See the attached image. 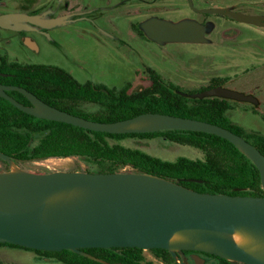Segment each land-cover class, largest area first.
Wrapping results in <instances>:
<instances>
[{"label": "water", "instance_id": "water-1", "mask_svg": "<svg viewBox=\"0 0 264 264\" xmlns=\"http://www.w3.org/2000/svg\"><path fill=\"white\" fill-rule=\"evenodd\" d=\"M203 11L264 27V15L217 7ZM62 21L63 17L46 19L39 14L0 12V27L5 29L19 30L29 25L49 28ZM140 27L149 39L158 43L204 40L200 26L192 22L173 23L151 17ZM8 90L23 94L30 105L17 101ZM190 96L257 102L251 94L224 86ZM0 97L35 117L93 131L119 134L186 129L220 136L253 162L264 192V155L244 137L218 124L159 112L100 122L59 109L27 89L11 84L0 83ZM0 159L13 161L3 152ZM65 190L70 193L65 199L47 201ZM236 229L264 242V194L199 192L176 181L140 172L0 171V243L45 251L68 249L92 259L95 257L83 249L163 248L174 257L178 252L183 255L184 250H200L234 264H264V250L248 252L227 236ZM178 231L185 234L186 240L171 244V236ZM192 258L195 264H204L198 256Z\"/></svg>", "mask_w": 264, "mask_h": 264}, {"label": "trees", "instance_id": "trees-1", "mask_svg": "<svg viewBox=\"0 0 264 264\" xmlns=\"http://www.w3.org/2000/svg\"><path fill=\"white\" fill-rule=\"evenodd\" d=\"M132 29L145 36L142 29ZM149 84L132 90L130 83L108 87L90 80L79 82L62 67L44 63H18L0 56V83L21 86L44 102L87 119L112 122L144 112H159L218 124L232 130L252 143L264 155V135L246 132L227 116L230 99L220 97H191L190 94L215 86H223L228 77H211L207 84L186 91L166 80L156 70L146 67ZM7 93L17 101L30 105L18 91ZM185 93V94H183ZM100 106L95 113L76 110L80 103ZM264 120V114L261 115ZM124 137H157L180 144H190L203 149L204 162L179 158L167 161L141 150L111 144L109 140ZM0 152L14 162L47 157H79L97 167V172L121 171L131 165L135 172L151 174L176 181L199 192L261 196L264 194L259 172L253 162L228 140L220 136L186 129H166L142 133H108L93 131L69 123L38 118L28 114L8 100L0 97ZM17 247L54 258L64 264H152L144 262L143 249L137 247L85 248L92 259L68 249L60 251L35 250ZM163 264H176V258L163 248L148 249ZM187 252V251H185ZM184 253V251H183ZM221 264H233L219 258Z\"/></svg>", "mask_w": 264, "mask_h": 264}, {"label": "rangeland", "instance_id": "rangeland-1", "mask_svg": "<svg viewBox=\"0 0 264 264\" xmlns=\"http://www.w3.org/2000/svg\"><path fill=\"white\" fill-rule=\"evenodd\" d=\"M83 2L84 5L81 7ZM228 2L245 14L264 11V0H228ZM173 6V0H0V12H33L41 15L69 13V18L95 17V21L91 20L87 24L68 21L65 25L57 26L54 29L71 43L76 42L77 44L86 41L89 46H95V39H92L93 33L88 32L86 27L95 30L94 36H100L96 33L99 26L106 27V22H102L98 18H114V21L111 19L109 24L117 22L122 25V21L126 20V17L129 19L128 16H130V20H133L132 24L138 27L151 17L172 22L175 18ZM125 8L126 10H124ZM221 20V26L227 28V33L226 37H222L220 41L158 44L148 39L147 43H139L131 41L125 36L124 31H121L119 35H122L123 42H117V50L108 48L103 53H95V50L89 49L88 52H79L77 55H68L67 57L52 53L47 55L31 53L29 57L17 58V61L47 64L46 58L63 60L76 66L81 73L84 70L93 69L95 73L105 77L108 83L118 84L130 80L129 67L137 65L136 72L133 74V82H129L132 90H140L149 84L145 72L146 67L156 70L166 80L186 91L196 90L201 85L207 84L211 77L226 76L228 81L224 83V87L251 94L257 99L256 103L232 100V107L228 110L227 116L246 132H259L264 135V120L261 118V115L264 114V28L230 22L224 18ZM11 34L10 30L0 28V54H2L4 46H7L4 39ZM8 58L12 59L11 56ZM50 62L49 64H53ZM99 109L100 106L86 102L80 103L76 107V110L81 113H95ZM109 143L138 149L167 161L185 158L204 162L207 158L206 152L197 146L171 142L157 137H124L109 140ZM13 167H17L18 170L39 173L51 171L97 172L95 165L87 164L76 156L47 157L18 163L0 159V171H8ZM121 171L135 172L131 165ZM143 257L144 262L163 264L155 259L150 250H143ZM182 261L183 255L178 252L176 264H183ZM0 264L64 263L31 250L0 245Z\"/></svg>", "mask_w": 264, "mask_h": 264}, {"label": "crops", "instance_id": "crops-1", "mask_svg": "<svg viewBox=\"0 0 264 264\" xmlns=\"http://www.w3.org/2000/svg\"><path fill=\"white\" fill-rule=\"evenodd\" d=\"M87 2V1H86ZM84 5V2L82 3L81 7ZM80 6V5H78ZM126 10V8L124 9ZM10 12H17V11H10ZM26 13V12H23ZM115 14V13H114ZM41 15V14H39ZM70 14H62V15H52V14H45L41 15L42 17L46 19L55 18V17H63V21L60 24L51 26L49 28H41L38 26L29 25L28 28L25 29H6L10 30L12 34L4 39V42L7 43V46H4V49L2 51V54L0 56H4L9 61H14L18 63H29V62H19L17 61V58H23V57H29L30 54H38V53H44V54H59L63 55L64 57H67L68 55H77L79 52H88L89 49L95 50V53H103L104 50H107L108 48H111L112 50H117V42L122 43L123 40L121 38L122 35H119V32L124 31L125 36L130 39L133 42H139V43H147L148 37L147 36H141L136 34L132 29V23L133 20H130V16H128L129 19H124L122 22L123 24H118L117 22H114V24L111 23L112 18H98L102 22H106V27H98L96 29V33H98L100 36H94L95 30L92 31L86 27L88 32H92V39H95V46H89L88 42H80L77 43H71L68 40H65L67 38H63L64 36L58 34L54 29L57 26L65 25L69 22H80V23H88L91 20L95 21V17H89V16H79V17H73L69 18ZM120 19V18H119ZM114 21V18L112 19ZM1 28V27H0ZM5 29V28H2ZM42 29H48L49 32L45 33V36L42 35ZM123 29V30H121ZM104 31V32H102ZM87 32V31H86ZM106 39V40H105ZM151 40V39H150ZM153 41V40H152ZM155 42V41H153ZM158 43V42H155ZM166 43V42H163ZM160 44V43H158ZM8 56H11L12 59H9ZM47 64L49 65H55L64 68L68 72L71 73V75L78 80L79 82H85L87 80H90L94 83H100L108 87H120L124 85L125 83L133 82V74L136 72V66L129 67V72L131 74L130 80H126L122 84L118 83H108L106 81V78L102 75L95 73L93 69L84 70L83 73L80 72L76 66L70 65V62L63 61V60H57L53 58H46ZM45 64V63H44ZM133 65V64H131ZM83 70V69H82Z\"/></svg>", "mask_w": 264, "mask_h": 264}, {"label": "flooded vegetation", "instance_id": "flooded-vegetation-1", "mask_svg": "<svg viewBox=\"0 0 264 264\" xmlns=\"http://www.w3.org/2000/svg\"><path fill=\"white\" fill-rule=\"evenodd\" d=\"M173 23H179L182 21L192 22L200 26L202 30V36L204 38L201 42H176V43H208L213 41H220L222 37H226L227 28L221 26V19L228 20L230 22L241 23L235 19L229 18L222 13H211L204 12L207 8H228L232 11H238L234 8L233 4L229 3L228 0H173ZM28 14H36L33 12H27ZM256 15H264V11L253 13ZM218 15V16H217ZM79 23V22H74ZM87 24V23H86ZM246 24V23H241ZM141 25V24H140ZM250 25V24H246ZM254 26V25H252ZM258 27V26H257ZM141 29V27H139ZM264 28V27H263ZM90 30L94 31L93 28ZM49 32L48 29H42V35ZM146 36V35H145ZM187 251V252H185ZM192 256H198L204 264H221V257L200 251V250H184L183 253V264H195ZM234 264V263H233Z\"/></svg>", "mask_w": 264, "mask_h": 264}, {"label": "bare ground", "instance_id": "bare-ground-1", "mask_svg": "<svg viewBox=\"0 0 264 264\" xmlns=\"http://www.w3.org/2000/svg\"><path fill=\"white\" fill-rule=\"evenodd\" d=\"M11 171H18V168H12ZM69 192L67 190L62 191L60 193H57L53 196H51L47 201L48 202H56L65 199L67 196H69ZM230 239H232L238 246L242 247L248 252L251 253H258L264 250V242L261 240H258L250 233L241 230L236 229L233 233H230L227 235ZM186 240V236L182 232H175L171 238L170 243H178L183 242Z\"/></svg>", "mask_w": 264, "mask_h": 264}]
</instances>
